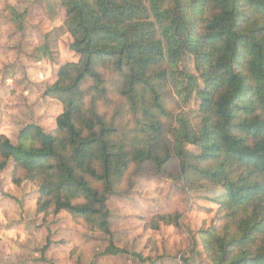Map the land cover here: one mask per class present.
Here are the masks:
<instances>
[{"label": "trees", "instance_id": "16d2710c", "mask_svg": "<svg viewBox=\"0 0 264 264\" xmlns=\"http://www.w3.org/2000/svg\"><path fill=\"white\" fill-rule=\"evenodd\" d=\"M55 4L64 19L44 55L54 61L50 42L69 35L78 57L43 93L63 110L49 132L28 125L15 145L0 135V171L12 164V184L36 188L37 214L110 236L107 197L134 169L174 163L188 187L222 190L216 225L198 232L207 264H264V0ZM3 6L19 28L24 13ZM179 222L157 215L149 228ZM103 253L125 251L109 238Z\"/></svg>", "mask_w": 264, "mask_h": 264}, {"label": "rangeland", "instance_id": "374dc122", "mask_svg": "<svg viewBox=\"0 0 264 264\" xmlns=\"http://www.w3.org/2000/svg\"><path fill=\"white\" fill-rule=\"evenodd\" d=\"M56 1L0 0V135L14 145L28 125L52 130L63 110L58 101L43 96L58 69L78 58L69 50V35L50 42L54 61L44 55L45 36L64 19ZM4 3L24 13L19 28ZM51 12L57 14L55 21L49 19ZM195 110L196 102L184 109L192 112V123L198 122ZM11 171L12 164L0 171V264H207L198 232L216 225L215 199L222 190L188 187L174 163L163 175L150 166L134 169L118 194L107 197L110 236L87 230L66 212L37 214L36 188L28 182L13 185ZM173 213L180 215V227L149 228L155 216ZM109 238L125 254L105 255Z\"/></svg>", "mask_w": 264, "mask_h": 264}]
</instances>
